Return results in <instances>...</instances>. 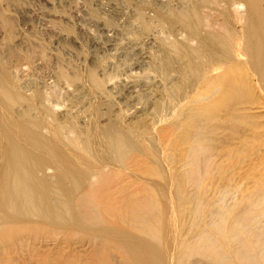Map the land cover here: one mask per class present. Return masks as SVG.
Listing matches in <instances>:
<instances>
[{"label":"bare ground","instance_id":"obj_1","mask_svg":"<svg viewBox=\"0 0 264 264\" xmlns=\"http://www.w3.org/2000/svg\"><path fill=\"white\" fill-rule=\"evenodd\" d=\"M21 2L0 0V264H264V0H111L151 89L70 28L25 31Z\"/></svg>","mask_w":264,"mask_h":264},{"label":"rangeland","instance_id":"obj_2","mask_svg":"<svg viewBox=\"0 0 264 264\" xmlns=\"http://www.w3.org/2000/svg\"><path fill=\"white\" fill-rule=\"evenodd\" d=\"M129 1L132 3L138 2V0H132V1L129 0ZM112 4L113 3L111 2V0H89V1H87V0H83V1L82 0H70V2H69V0H51V2H46L44 0L43 1L42 0H22V2L19 5L17 4L18 8H17V6L14 8V9L17 8V11L13 10V9H9L7 13L11 16V18L13 20L16 19L15 21H17L18 23L20 22L19 24L22 26V28L23 27L26 28L25 31H29L30 29H32L35 32L39 31L41 33V31H44L43 30L44 26H43L42 22H45V21H52L53 23L55 22L56 25L62 26L63 28L67 27V28H70V30L72 29V31L77 32L78 41L81 43V45L83 46L85 51H91L93 53V55H96L98 57H101V55L103 54L102 57L104 56L103 58L106 61H107V59L108 60L113 59L112 61H114L115 63L119 62L118 65H120L122 69L119 68L120 66L118 68H119V71L122 70L121 72H125V71L128 72L131 69H132V71H134V70L139 71V73L142 71L141 73L142 74L145 73L147 76L146 78L152 80L153 82H150V80H149L148 81L149 85L141 83L138 86H140V88L146 87V89L147 88L148 89L154 88V87H150V86L156 85L155 84V83H157L156 76L153 74L154 73L153 71L147 70L148 69L147 63L144 62V60L146 58L143 57V55H144V54H142L143 52H140L138 50V46L135 47L136 45L134 43H130V44H127L128 46H125L126 41H127L126 37L131 36V33H130L131 31H130L129 26L127 24H122L124 22L127 23V20L124 16V13L122 12L123 11L122 8L117 6V5L115 6V4H113V6H112ZM91 8H92V10L95 9L94 11H97L96 16L91 15V11H92ZM11 13L13 15H11ZM90 15H91V17H90ZM97 15H99L100 17L99 16L97 17ZM92 17H94V18H92ZM100 18H110L111 20H113L115 22L116 26L117 25H119V26H117L115 28L116 30L112 26H106V25L104 26V25H102L103 24L102 22H99ZM22 22H23V24H22ZM30 22H31L32 26L34 25L33 27H30V24H28ZM121 24L123 26L125 25L124 27H126L127 29L124 27L119 28ZM80 26H83V27H85V29H88L87 31L92 33L93 36L95 35V38L91 40L90 35L79 31L78 28ZM118 29H120L121 31H119ZM91 30H92V32H91ZM125 30L128 31V33ZM93 31H94V33H93ZM123 33H125V34L123 35ZM120 35H122V36H120ZM122 37H124V38H122ZM113 38H115V40ZM95 39H96V41H95ZM116 39L119 41H117ZM122 39H126V41H124V43H123ZM110 42H114V43H116V42L121 43L122 42V45H124L125 48L128 47L126 51L130 50L129 54H127L128 56H126V54L123 55L122 54L123 52L121 50H120L121 53H120V51H118V49H115V51H114L113 46H111L112 43H110ZM150 42L151 41H149V43ZM141 43H142V45L145 44L147 46L148 40H144L143 42L141 41ZM53 44H56V43H53ZM151 44H152V42H151ZM64 46L65 45H63L62 43L60 45L59 44L57 45V47L60 49L59 51L62 54H64L66 57H68L72 54L71 55L72 57H68V59H70V61H72V62H75L76 61L75 54H73V52H71L70 54H69V52L67 53L66 48H68V47L67 46L64 47ZM77 48L79 49V47H76L73 49L75 50ZM66 53H67V55H66ZM92 53H91V55H92ZM143 58H145V59H143ZM140 59H142V60H140ZM133 64H136V65H133ZM124 65H125V67H124ZM123 68H125V70ZM145 74H144V76H145ZM151 83H154V84L152 85ZM205 144H206L205 145L206 149L208 151V148H207L208 147V140L205 141ZM207 154H208V152H207ZM229 194H230L231 198H233L235 193L234 194L229 193ZM227 195H228V193H227ZM225 196L226 195H224V199H226V201H227V198L229 199L230 196L229 197L227 196V198ZM235 197H236V195H235ZM231 200L232 199H230L229 201H231ZM29 248L30 249L28 251H25V253L19 254L20 255L19 256L20 263L22 262V264H33L34 259H35V258L31 259V258H33L32 257L33 252L36 253L34 255L37 256L43 250V249L41 250V248H38V249H35V251H33L34 249H32V247H29ZM36 256H34V257H36Z\"/></svg>","mask_w":264,"mask_h":264}]
</instances>
